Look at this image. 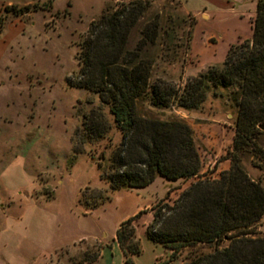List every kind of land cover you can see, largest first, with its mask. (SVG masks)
I'll list each match as a JSON object with an SVG mask.
<instances>
[{"label": "rangeland", "instance_id": "1", "mask_svg": "<svg viewBox=\"0 0 264 264\" xmlns=\"http://www.w3.org/2000/svg\"><path fill=\"white\" fill-rule=\"evenodd\" d=\"M131 1L0 0V264L91 263L104 243L112 245L122 221L140 210L134 221L142 249L137 264H182L189 255L186 249L172 259V249L150 240L146 229L153 207L161 199L174 203L198 177L158 175L146 187L112 189L101 178L99 164L107 166L121 131L103 105L102 135L88 134L84 114L101 105L99 95L70 82L80 68L78 53L90 24ZM147 1L140 22L158 16L165 27L157 44L146 50L154 60L150 83H173L179 94L189 77L221 66L232 45L251 39L258 2ZM12 4H37V9L14 16L5 8ZM139 29L131 34L133 44ZM239 96L235 86H210L197 107L174 101L159 107L149 89L136 99V110L148 118L186 122L200 173L218 179L231 165ZM260 143L264 148V135ZM243 165L264 186L263 162L246 152ZM255 231L264 237V215ZM60 244L67 245L56 249Z\"/></svg>", "mask_w": 264, "mask_h": 264}, {"label": "trees", "instance_id": "2", "mask_svg": "<svg viewBox=\"0 0 264 264\" xmlns=\"http://www.w3.org/2000/svg\"><path fill=\"white\" fill-rule=\"evenodd\" d=\"M36 6L5 8L19 16ZM148 8L147 0H134L111 12L108 9L93 21L81 42L80 68L70 79L73 85L99 95L101 105L84 114L88 134L102 135L103 105L121 131L122 140L107 166L99 164L101 178L117 189L146 187L158 175L169 180L198 177L174 203L161 199L153 207L147 237L172 249V259L188 249L182 264H264V237L254 235L256 222L264 215V186L243 165L246 152L264 164L260 143L264 135L260 128L264 121V0L257 2L251 39L232 45L221 66L189 77L180 94L173 83L161 79L150 83L154 60L146 50L157 44L165 27L158 16L140 22ZM3 22L1 16L0 28ZM134 28H140V38L133 44ZM210 86H235L240 93L231 165L218 179L203 178L200 173V156L186 122L148 118L136 110V99L149 89L159 107H168L171 101L197 107ZM142 212L122 221L117 229L124 264H136L135 256L141 253L134 221ZM98 256L99 252L91 261Z\"/></svg>", "mask_w": 264, "mask_h": 264}, {"label": "crops", "instance_id": "3", "mask_svg": "<svg viewBox=\"0 0 264 264\" xmlns=\"http://www.w3.org/2000/svg\"><path fill=\"white\" fill-rule=\"evenodd\" d=\"M251 23L252 24H251V28L250 29L252 31L253 20H252ZM240 33H242V30H238L237 34H240ZM232 43H233V41L231 43H229L227 48ZM227 48H226V51H227ZM226 51H225V54H226ZM225 54H224L223 59L222 60H218V61H223L224 58H225ZM80 240H81V238L78 239V240H72L70 243H74V242H77V241H80ZM65 245H67V244H62V245L60 244V245L57 246L56 249H58V248H60L62 246H65ZM136 258H137V256H135V262L137 264ZM86 264H124L123 253H122V250H121V248L119 246V243H118V241L116 239V235L112 238V245L109 246V244L104 243L103 246H101V250H100L98 258L95 261H93L91 263H86Z\"/></svg>", "mask_w": 264, "mask_h": 264}, {"label": "water", "instance_id": "4", "mask_svg": "<svg viewBox=\"0 0 264 264\" xmlns=\"http://www.w3.org/2000/svg\"><path fill=\"white\" fill-rule=\"evenodd\" d=\"M260 128H261L262 130H264V124L260 125Z\"/></svg>", "mask_w": 264, "mask_h": 264}]
</instances>
